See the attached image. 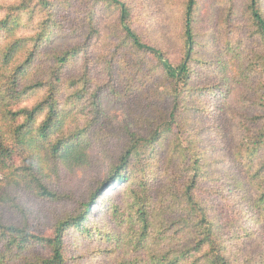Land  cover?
Here are the masks:
<instances>
[{
  "label": "trees",
  "instance_id": "obj_1",
  "mask_svg": "<svg viewBox=\"0 0 264 264\" xmlns=\"http://www.w3.org/2000/svg\"><path fill=\"white\" fill-rule=\"evenodd\" d=\"M220 2L229 59L212 61V73L223 75L232 64L238 82L257 80L249 114L237 119L242 134L225 160L221 154L215 159L203 147L204 135L189 128V111L200 93L226 90L224 84L204 86L202 75L195 77L197 64L210 68L205 55L197 53L204 43L198 30L201 0L185 1L187 53L177 67L159 41L149 43L137 32L138 15L129 1L0 4V186L25 184L40 200H68L47 183L48 162L73 168L90 162L87 137L93 125L81 127L78 107L99 96L92 91L95 66L103 67L111 80L128 71L127 95L145 88L157 72L163 74V86L154 92L157 101L172 105L149 137L127 132L126 148L110 164L109 176L91 201L79 215L59 219L50 236L35 230L15 198L0 192V205L9 204L23 218L19 225L9 224L0 207V264H71L68 240L75 234L101 243L96 253L109 255L111 264H264V234L243 221L249 216L264 222V0H246L242 7L234 0ZM106 18L112 27H106ZM239 35L244 39L238 40ZM206 36L215 39L212 33ZM76 69L80 75H68ZM175 129L186 137L167 148ZM232 166L239 169L236 177ZM219 170L229 171V183L245 203V210L232 218L222 216L212 203L214 185L202 187L213 177L216 181ZM157 178L162 185L155 189L151 179ZM38 250H47L49 257Z\"/></svg>",
  "mask_w": 264,
  "mask_h": 264
},
{
  "label": "rangeland",
  "instance_id": "obj_2",
  "mask_svg": "<svg viewBox=\"0 0 264 264\" xmlns=\"http://www.w3.org/2000/svg\"><path fill=\"white\" fill-rule=\"evenodd\" d=\"M126 1L133 3L135 14L138 15L135 18L137 32L149 43L155 44L156 41H159V45L169 57L172 65L180 66L187 53L182 33L186 0ZM234 1L242 7L246 0ZM12 2L13 0H0V4ZM224 14L225 6L220 0H201L199 12L201 20L198 30L202 35L199 41L204 43L202 47L197 48V53L205 55L210 68L204 69L199 67L200 64H197L195 77L202 75L200 82L204 86L207 84H224L226 90H221L218 93L212 91L215 94L209 93L208 95L200 93L189 111L192 115L189 128L192 134L204 135L203 147L207 146L211 149L215 159L217 154H221L224 155L225 160L228 159V151L239 140V135L242 134L237 119L242 115L249 114L247 109L253 101L252 94L257 85V80L251 79L247 83L238 82V79L233 77L235 66L232 64L229 66L230 71L224 72L223 75H220L221 72L218 75L212 73L213 68L210 66L212 61L223 62L229 59L226 54L228 53L226 50V31L222 27ZM104 24L106 27H109V24L111 27L113 26V22L107 18L104 19ZM208 33L214 34L215 39L213 40L214 37L208 38L206 36ZM235 39L233 38L232 41ZM241 39L244 37L239 35L238 40ZM209 40L214 42L211 44ZM92 69V77L95 79L92 91H95L99 96L97 98L95 96L89 102H84L78 107L81 127H85L87 124L93 125L87 137L90 162L82 168L58 167L57 161L48 162L47 175L49 178L47 183L58 193L69 196L68 200L59 203L40 200L25 184L13 189L8 187L6 182L0 186V192L9 193L11 198H15L16 202L26 211L30 225L47 236L52 234L53 226L59 219L66 214L79 215L82 211V205L91 201L92 195L109 176L110 164L116 162L126 148L129 142L127 132L149 137L158 126L162 125L165 121L164 116L167 118L172 107L170 102L157 101V94L154 91L157 87L163 86V74L159 75V72L156 74L158 77L145 88L127 95L124 91V79L128 78V71L118 72V79L111 80L109 75L104 72L103 67L95 66ZM68 75L78 76L80 73L76 69L69 72ZM226 76L230 77L227 80L228 83L232 81L230 86L223 81ZM226 86L230 87L231 91L228 92ZM40 96L34 97L28 105H32ZM96 105H98L99 110H96ZM96 118L97 120H95ZM176 131L177 129L174 130L167 145H165L167 148H170V144L174 145L179 141H184L186 136H178ZM205 150L203 149V151ZM221 150L224 151L223 154ZM159 157L160 160L163 159L165 151H162ZM16 161L20 166H24L20 156L17 157ZM232 171L235 177L239 174V169L235 166H232ZM219 172L220 175L216 181L213 177L210 182L205 183L202 187L207 188L214 185L215 192L211 195L212 203L222 216L232 218L236 212L245 210V203L239 190H234L233 186L230 185L229 171L219 170ZM158 178L156 180L151 179L155 189L162 185ZM98 202L101 203L102 201L99 200ZM0 207L3 209L6 222L17 225L22 223V216L9 204H1ZM243 221L252 226L258 233L264 234V222L252 221L249 216H246ZM100 246H102L101 243L82 240L77 234L71 235L68 240V257L72 259L71 264H111L113 260H109V255L96 253L101 248ZM37 253L49 257L47 250H38Z\"/></svg>",
  "mask_w": 264,
  "mask_h": 264
}]
</instances>
